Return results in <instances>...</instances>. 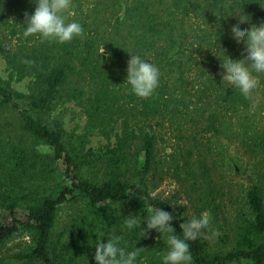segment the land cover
Listing matches in <instances>:
<instances>
[{"label": "trees", "instance_id": "obj_1", "mask_svg": "<svg viewBox=\"0 0 264 264\" xmlns=\"http://www.w3.org/2000/svg\"><path fill=\"white\" fill-rule=\"evenodd\" d=\"M35 7L0 0L8 73L0 76V249L29 237L0 264H96L95 241L113 234L126 251L139 249L137 264H163L166 235L142 232L155 208L174 215L178 236L191 216L209 214V229L190 242L191 264H264L260 87L245 98L223 84L220 67L224 52L244 50L230 34L239 17L227 14L242 11L258 25L264 0H72L69 22L85 36L64 44L24 35ZM130 55L159 68L147 99L126 83ZM25 79L26 91L12 85ZM66 105L83 111L82 133H67L55 114ZM168 131L169 152L160 144ZM96 136L106 145L89 146ZM223 164L247 176L242 196L222 184ZM167 177L180 184L182 204L155 194ZM130 215L141 229L123 226Z\"/></svg>", "mask_w": 264, "mask_h": 264}, {"label": "clouds", "instance_id": "obj_2", "mask_svg": "<svg viewBox=\"0 0 264 264\" xmlns=\"http://www.w3.org/2000/svg\"><path fill=\"white\" fill-rule=\"evenodd\" d=\"M35 11L28 15L24 24L26 25L24 35H39L42 39L55 41L60 44L71 42L74 38L83 39L85 36L82 25L72 20V0H34ZM242 11H235L227 16L239 17L236 23L231 25L230 34L237 42H242L244 50L242 58L228 56L224 52L221 60L223 70L222 82L230 87H235L245 98L251 94L260 84L259 74H264V21L258 25L251 23L249 15H241ZM247 23L248 27L242 25ZM220 26V25H219ZM218 48H220L218 43ZM105 51L101 49V54ZM126 83L132 92L147 99L153 95L159 86V68L139 55H130L127 64ZM174 215L162 208H155L144 222L146 229L142 230L143 236L151 230L166 235L167 252L163 256V264H191L193 252L191 241L200 237L202 231L209 229L211 218L207 212L193 215L183 224V235L175 234L172 226ZM141 219L137 216H128L123 219V226L131 230L135 227L141 229ZM215 235V233H213ZM95 241L94 260L96 264H137L139 249L126 251L120 246L121 237L111 235Z\"/></svg>", "mask_w": 264, "mask_h": 264}, {"label": "rangeland", "instance_id": "obj_3", "mask_svg": "<svg viewBox=\"0 0 264 264\" xmlns=\"http://www.w3.org/2000/svg\"><path fill=\"white\" fill-rule=\"evenodd\" d=\"M193 27L195 26L192 21L190 22ZM0 76L3 79L8 78L7 73V66L5 59L0 52ZM260 84H259V91H256L255 97L258 100L259 104L256 105L257 112L262 116L260 119H262V123L264 124V74H259ZM28 84V79H25L21 82H13L12 85L21 91H26ZM255 109V108H254ZM55 114H57L58 118L62 121L65 130L67 133L71 135H77L79 133H82L85 123H86V117L83 113V111L76 106L73 105H66L61 106L59 109L55 111ZM259 121V120H258ZM107 141L103 139L100 136L92 137L90 139L89 146L92 148H100L105 146ZM162 145V148H167V152L172 150L173 145L175 144V139L172 135H170V131L167 132V134L164 135V140L160 142ZM232 151H235V147H231ZM219 171L221 172L219 177L221 179V182L224 186L231 187L230 195L237 196L241 195V188L239 187V183H242L246 179V175L244 174L243 170L240 172H237L234 168H230L229 166L223 164L219 166ZM155 194H158L162 197H165L170 200H177L180 204L183 203L185 199V194L183 190L180 189V184L176 183L172 178L167 177L166 179L161 182L159 188L155 191ZM238 197V196H237ZM238 203V202H237ZM237 203L234 202L232 206H228V212L227 214L234 212V210L237 207ZM22 213L20 212L18 215L21 217ZM65 210H62L60 213V221L59 223L62 224L64 218H65ZM29 242V237L27 235L21 234L16 236L12 241H10L8 244H6L3 248L0 249V258L8 256L9 254H13L16 252H19L26 243Z\"/></svg>", "mask_w": 264, "mask_h": 264}]
</instances>
